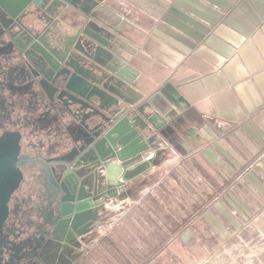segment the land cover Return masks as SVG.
Instances as JSON below:
<instances>
[{"label":"crops","instance_id":"1","mask_svg":"<svg viewBox=\"0 0 264 264\" xmlns=\"http://www.w3.org/2000/svg\"><path fill=\"white\" fill-rule=\"evenodd\" d=\"M66 2L114 35L139 71L123 95H159L172 121L153 130L141 159L112 172L123 184L64 264H264V0ZM11 83L18 99L30 95L15 128L26 177L41 185L78 120L51 110L32 79ZM149 203L168 233L141 219Z\"/></svg>","mask_w":264,"mask_h":264},{"label":"water","instance_id":"2","mask_svg":"<svg viewBox=\"0 0 264 264\" xmlns=\"http://www.w3.org/2000/svg\"><path fill=\"white\" fill-rule=\"evenodd\" d=\"M0 21L4 39L19 50L29 69L19 76L32 78L40 100H47L59 117L78 120L69 130L72 148L55 159L51 170L57 203L47 221L52 230L48 242L59 243L48 250L46 243L36 260L24 262L64 264L74 241L123 184L112 172L120 175L141 159L150 149L153 130L172 118L157 94L140 103L123 95L138 80L139 71L120 55L114 35L70 10L66 0H0ZM15 106L26 113L23 100ZM23 148L20 130L0 134V236L9 217V200L25 177ZM123 178H129L127 173Z\"/></svg>","mask_w":264,"mask_h":264},{"label":"flooded vegetation","instance_id":"3","mask_svg":"<svg viewBox=\"0 0 264 264\" xmlns=\"http://www.w3.org/2000/svg\"><path fill=\"white\" fill-rule=\"evenodd\" d=\"M4 36L3 22L0 21V134L4 130H16L15 127L17 126L15 116L17 108L15 104L19 99L18 93L11 83V79L13 76H19L21 70L29 72L25 63L26 61L20 57L19 50L12 47L10 41L4 39ZM29 97L28 92L23 95V101L28 102ZM2 102L9 105V107L4 108ZM4 125L7 127H4ZM25 179L26 174L23 182ZM37 181L32 182L28 179L30 187H39V194L36 199L28 201L30 194L22 192V182L20 188L12 194L9 200V217L0 236V264H24V262H32L38 258L37 256L41 253L42 247L46 243V249L59 243L55 240L48 242L52 230L47 221L53 218L52 210L57 203L52 187L56 183L55 177L51 175L48 179L44 178L42 181L44 186L40 185V183H35ZM27 201L29 203L25 204ZM41 218L42 221L40 222L39 219ZM33 231L35 232L33 233ZM23 237H27L26 242H22L24 245L19 242Z\"/></svg>","mask_w":264,"mask_h":264},{"label":"rangeland","instance_id":"4","mask_svg":"<svg viewBox=\"0 0 264 264\" xmlns=\"http://www.w3.org/2000/svg\"><path fill=\"white\" fill-rule=\"evenodd\" d=\"M41 185H43V184L41 183ZM21 189H22V192H26L27 194L28 193L30 194V198H28V201L36 199L38 197L39 192H38L37 188H35L34 186H32V187L29 186V182H28V178L27 177H26L25 181L23 182V185H22ZM28 201L25 202V204H28L29 203ZM150 205L154 207L153 204L149 203L148 209H149ZM42 206H44V205H42ZM154 208L149 209V211H143L141 219L147 223V226L149 227L148 229H157V228H150L151 227L150 225L156 224V222H157V224L159 226H161L162 229H167V230H164V232L168 233L170 231V229H171L170 224L168 223V221L165 220V218L164 219L163 218L156 219V217H155V209ZM39 221L41 222L42 218L39 219ZM122 222H123V220L121 219L118 222V225L122 224ZM135 223H136V225H138L137 222H135ZM120 229H122V227ZM34 232L35 231H33V233ZM30 237H31V234H30ZM26 239H27V237H25V238L23 237L19 242L20 243L26 242ZM164 242H166V241H164ZM74 243H75V241H74ZM22 244L24 245V243H22Z\"/></svg>","mask_w":264,"mask_h":264},{"label":"built area","instance_id":"5","mask_svg":"<svg viewBox=\"0 0 264 264\" xmlns=\"http://www.w3.org/2000/svg\"><path fill=\"white\" fill-rule=\"evenodd\" d=\"M264 156V155H263Z\"/></svg>","mask_w":264,"mask_h":264}]
</instances>
